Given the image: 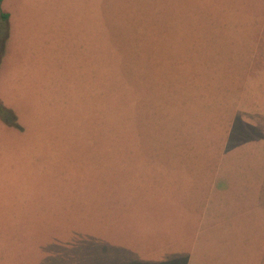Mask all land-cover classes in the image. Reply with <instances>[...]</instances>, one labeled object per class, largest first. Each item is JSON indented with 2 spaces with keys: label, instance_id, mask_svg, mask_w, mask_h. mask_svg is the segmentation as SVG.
I'll use <instances>...</instances> for the list:
<instances>
[{
  "label": "rangeland",
  "instance_id": "obj_1",
  "mask_svg": "<svg viewBox=\"0 0 264 264\" xmlns=\"http://www.w3.org/2000/svg\"><path fill=\"white\" fill-rule=\"evenodd\" d=\"M0 10L19 127L0 122V264H145L138 240L169 235L197 187L260 183L231 157L235 100L264 72V0Z\"/></svg>",
  "mask_w": 264,
  "mask_h": 264
},
{
  "label": "crops",
  "instance_id": "obj_2",
  "mask_svg": "<svg viewBox=\"0 0 264 264\" xmlns=\"http://www.w3.org/2000/svg\"><path fill=\"white\" fill-rule=\"evenodd\" d=\"M255 76L247 94L235 100L231 158L234 168L262 182L237 185L234 190L214 185L197 187L189 196L194 207L169 235L164 234L154 246L138 240L139 262L238 264L240 259L236 262L234 258L241 255V264H264V72ZM241 225L248 229L243 235L236 230Z\"/></svg>",
  "mask_w": 264,
  "mask_h": 264
},
{
  "label": "trees",
  "instance_id": "obj_3",
  "mask_svg": "<svg viewBox=\"0 0 264 264\" xmlns=\"http://www.w3.org/2000/svg\"><path fill=\"white\" fill-rule=\"evenodd\" d=\"M2 0H0L1 4ZM7 22H8V13L0 10V62L4 52L5 42L8 36L7 30ZM0 122L6 127L18 129V123L16 116L9 108L5 107L0 102Z\"/></svg>",
  "mask_w": 264,
  "mask_h": 264
}]
</instances>
